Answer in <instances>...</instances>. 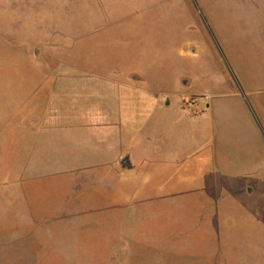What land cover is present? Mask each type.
Masks as SVG:
<instances>
[{
	"label": "rangeland",
	"instance_id": "374dc122",
	"mask_svg": "<svg viewBox=\"0 0 264 264\" xmlns=\"http://www.w3.org/2000/svg\"><path fill=\"white\" fill-rule=\"evenodd\" d=\"M215 1L0 0L1 137L15 139L20 133L23 105L31 108L34 100L47 97L48 89L33 93L41 78H47L49 87L58 76L91 80L113 74L120 75L114 76L120 80L131 74L136 97L150 100L177 89L182 74L192 80L189 91L208 87V82H198L199 74H220L222 62L229 67V59L226 62L216 46H247L245 36L252 28L244 11L249 0L226 1L220 11L229 13L214 18ZM236 5L239 14L235 13ZM191 50L196 53L184 54ZM229 86L224 85L221 91L230 90ZM220 103L221 111L206 121L210 128L203 134L205 145L195 150L210 157L208 168L213 171L206 174L210 183L214 174L232 197V204L223 208L220 218L222 231L214 261L155 250L150 215L138 228L141 236L149 239L136 240L133 235L121 240L117 211L104 212V227L54 225L60 221L55 220L58 214L53 205L64 199L63 193L73 190H60L57 183L76 175H58L53 164L43 163V176L24 180L28 197L13 198L6 195V185L17 183L13 175L22 163L16 157L0 156V264H149L157 256H167L166 264H264V125L247 103L242 108L227 96ZM142 111L147 119L151 113L159 114L144 105ZM252 122L262 135L260 143L253 144L247 137ZM187 136L190 144L199 141L192 134ZM194 169L183 176H190L200 187L210 186ZM183 186L186 191L175 193V200L189 195L187 188L191 186ZM172 211L160 218L175 222L197 212L188 208ZM101 214L93 212L92 216ZM74 215L75 220L85 217L83 212ZM138 215L147 214L141 211ZM120 216L124 217L123 212ZM124 253L129 258L117 257Z\"/></svg>",
	"mask_w": 264,
	"mask_h": 264
},
{
	"label": "crops",
	"instance_id": "0c3cea01",
	"mask_svg": "<svg viewBox=\"0 0 264 264\" xmlns=\"http://www.w3.org/2000/svg\"><path fill=\"white\" fill-rule=\"evenodd\" d=\"M226 1L229 0L215 1L214 18L229 13L220 11L225 9ZM249 1L244 10L245 18L252 25L245 36L247 46H216L226 62V58L229 59V67L222 62L220 74H199V83H209L199 91H189L192 80L185 74L179 77L177 89L162 94L157 100L136 97L129 80L131 74H124L121 81L115 79L120 75L113 74L91 80L58 76L49 87L46 86L47 78H41L33 93L42 89H48L49 93L45 99L34 100L31 108L23 105L17 137H1L0 127V156L12 157L11 160L16 157L22 163L21 169L13 175L18 179L17 183L6 185V195L18 199L28 197L25 178L41 177L44 175L43 163L53 164V172L58 175H76L71 180L57 183L60 190L66 187L73 190L63 193L64 199L53 205V211L58 214L55 220L60 221L54 225L104 227V212L117 211L121 240L133 235L136 240L149 239L141 236L138 228L150 215L149 220L154 224L151 239L155 250L214 261L218 257L222 231L220 218L223 208L232 204V197L223 190L214 174L210 183L206 177L207 172L213 171L208 168L210 157L201 156L200 151L196 153L195 150L205 145L203 134L210 128L206 121L221 111L220 101L224 96L233 98L242 108H246L247 103L264 125V0ZM239 11L236 5L235 13L239 14ZM195 53L191 50L184 54ZM221 78L224 84L220 82ZM226 84L231 85L230 90L221 91ZM185 101L192 102L193 108L187 107ZM142 105L159 114L151 113L147 119ZM250 128L247 137L253 144L260 143L262 135L253 122ZM7 130L4 126L3 131ZM188 134L199 141L192 140L190 144ZM125 158L130 167L122 164ZM192 168L203 174V180L210 186L200 187L190 176H183ZM183 185L191 186L187 188L189 195L175 200V193L186 191ZM249 185L260 188L253 182ZM194 190L199 193L193 194ZM234 193L237 200L238 188ZM180 208L197 212L175 222L160 218ZM99 211L101 215L92 216L93 212ZM141 211L147 215L139 216ZM75 212H83L85 217L75 220ZM176 227L179 229H172ZM117 257L128 256L124 253ZM166 259L167 256H157L149 264H166Z\"/></svg>",
	"mask_w": 264,
	"mask_h": 264
},
{
	"label": "water",
	"instance_id": "95a60500",
	"mask_svg": "<svg viewBox=\"0 0 264 264\" xmlns=\"http://www.w3.org/2000/svg\"><path fill=\"white\" fill-rule=\"evenodd\" d=\"M122 164H124L127 167H130V164L128 163V158H125L122 162Z\"/></svg>",
	"mask_w": 264,
	"mask_h": 264
},
{
	"label": "built area",
	"instance_id": "2783aa9c",
	"mask_svg": "<svg viewBox=\"0 0 264 264\" xmlns=\"http://www.w3.org/2000/svg\"><path fill=\"white\" fill-rule=\"evenodd\" d=\"M185 103H186L187 107H191V108H193V106H192V102L189 103V102H186V101H185Z\"/></svg>",
	"mask_w": 264,
	"mask_h": 264
}]
</instances>
